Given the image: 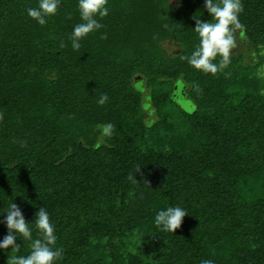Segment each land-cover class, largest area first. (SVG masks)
Here are the masks:
<instances>
[{
  "label": "trees",
  "instance_id": "16d2710c",
  "mask_svg": "<svg viewBox=\"0 0 264 264\" xmlns=\"http://www.w3.org/2000/svg\"><path fill=\"white\" fill-rule=\"evenodd\" d=\"M175 2L109 0L104 28L73 50L77 0H62L45 26L26 13L38 0H0V215L15 203L31 223L45 208L60 264H264L259 63L240 54L227 75L191 68L183 57L198 44L195 19L210 16L204 0ZM242 3L238 37L260 57L264 0ZM181 88L194 111L173 109ZM169 206L189 215L174 234L154 223ZM21 240L15 255L26 256L30 241ZM10 251L0 250V264Z\"/></svg>",
  "mask_w": 264,
  "mask_h": 264
},
{
  "label": "clouds",
  "instance_id": "9594fccd",
  "mask_svg": "<svg viewBox=\"0 0 264 264\" xmlns=\"http://www.w3.org/2000/svg\"><path fill=\"white\" fill-rule=\"evenodd\" d=\"M61 2L62 0H38L37 6L26 9L27 16L38 25L45 26L51 17L58 14ZM108 5L109 0H77L81 22L74 26L69 37L73 50H79L81 41L104 28L100 21L108 17ZM204 8L210 20L195 19L196 26L193 31L198 38V44L191 55L183 59L191 68L204 74L227 75L225 69L229 67L231 54L237 46V31L244 27L240 21L244 12L242 0H204ZM240 35L243 36V32ZM64 46L62 43L61 47ZM194 87L198 92L201 91L198 85ZM108 100V95L102 94L97 102L103 106ZM192 110H195L194 105ZM113 129L111 123L103 125L105 135H111ZM20 146L24 147L23 142ZM134 182H137L136 178ZM0 216L3 217L0 223L7 229V234L0 239V250L11 249L10 252L13 253L7 259V264H60L64 249L57 246L55 224L45 208L39 209L31 223L26 221L21 208L15 203H11ZM186 216L189 215L183 207L169 206L157 212L154 223L159 231L174 234ZM33 226L40 238L33 239ZM18 237L22 238L21 241H30L31 251L26 256L15 255L21 249V244L17 242ZM201 264H213V261L202 260Z\"/></svg>",
  "mask_w": 264,
  "mask_h": 264
},
{
  "label": "rangeland",
  "instance_id": "374dc122",
  "mask_svg": "<svg viewBox=\"0 0 264 264\" xmlns=\"http://www.w3.org/2000/svg\"><path fill=\"white\" fill-rule=\"evenodd\" d=\"M175 3H176L175 0H171V4H175ZM236 35H237V46L233 50L231 56H238L240 54H245V59H246L247 63L253 64V65L255 63H259V67L257 68L256 72L264 81V51H262L260 53L261 54L260 57H257L253 52L251 53L250 51H248L246 43L244 41H242L241 39H239L238 33ZM165 46L169 50L170 53L177 52V47L174 44L167 43V44H165ZM133 86L140 93L143 92V103H144L143 108L145 109V112L149 115L147 120L150 121V120L154 119L153 112H151V110H153V107L149 101L148 93H147V90L144 86V82L139 77H137L134 80ZM183 89H184L183 95L179 91L180 89H178L175 92V94H173V96L175 98H173V100H172V107L175 110L178 109V110L185 111V112H192L193 111L192 106L194 104L190 100L185 98L186 97V90H185V88H183ZM263 93H264V91H263Z\"/></svg>",
  "mask_w": 264,
  "mask_h": 264
},
{
  "label": "water",
  "instance_id": "95a60500",
  "mask_svg": "<svg viewBox=\"0 0 264 264\" xmlns=\"http://www.w3.org/2000/svg\"><path fill=\"white\" fill-rule=\"evenodd\" d=\"M179 91L182 93V95L184 94V89L183 88H181Z\"/></svg>",
  "mask_w": 264,
  "mask_h": 264
}]
</instances>
